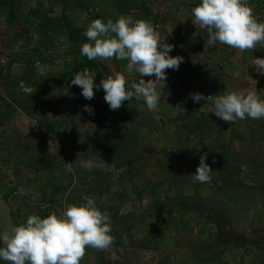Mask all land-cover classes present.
Returning <instances> with one entry per match:
<instances>
[{
	"label": "rangeland",
	"instance_id": "rangeland-1",
	"mask_svg": "<svg viewBox=\"0 0 264 264\" xmlns=\"http://www.w3.org/2000/svg\"><path fill=\"white\" fill-rule=\"evenodd\" d=\"M0 3V30L6 33L0 56H11L0 65V96L9 106L0 116V188L21 195L12 207L34 206L43 217L94 198L109 217L113 244L86 248L80 264H207L219 251L224 256L215 264H264V119L227 123L212 113L215 96L226 91L264 98V74L256 68L245 74L239 66L229 74L221 63L227 79L211 72L167 81L156 111L133 97L125 119L119 109L104 108L102 88L86 100L71 85V70L88 59L81 47L92 20L146 15L148 21L151 9L167 12L163 0ZM91 61L97 68L87 70L95 78L123 73L128 84L137 82V73L122 69L120 60ZM196 92L209 96L206 104L192 101ZM98 107L109 112L106 124ZM203 154L213 169L211 183L192 179ZM85 161L96 166L82 167Z\"/></svg>",
	"mask_w": 264,
	"mask_h": 264
},
{
	"label": "clouds",
	"instance_id": "clouds-1",
	"mask_svg": "<svg viewBox=\"0 0 264 264\" xmlns=\"http://www.w3.org/2000/svg\"><path fill=\"white\" fill-rule=\"evenodd\" d=\"M192 23L208 31L205 48L227 45L240 52L264 44V22L254 15L248 0H199L191 9ZM88 42L82 44L81 55L88 60H126L129 73L139 74L138 82L128 84L123 73H116L95 82L96 73L87 69L77 72L71 85L81 89L86 100L94 98V88L104 91L110 110H118L124 101L143 99L148 111H156L167 80L166 70H178L182 56H172L174 46L164 43L150 21L119 16L115 21L92 20L85 31ZM256 71L264 74V57H257ZM41 74L46 68L36 64ZM143 77H154L147 81ZM21 89L32 94L30 87ZM68 94V90L63 92ZM194 103L208 101L209 96L192 93ZM85 111L94 110L85 106ZM212 113L220 120L264 119V98L255 91H226L216 95ZM93 161L82 162L91 170ZM213 169L207 154L199 158L192 179L211 183ZM109 217L101 211L94 198L84 197L83 203L66 204L64 209L47 216L30 215L26 222L11 230L0 227V262L4 264H80L88 247L106 249L113 244Z\"/></svg>",
	"mask_w": 264,
	"mask_h": 264
},
{
	"label": "crops",
	"instance_id": "crops-1",
	"mask_svg": "<svg viewBox=\"0 0 264 264\" xmlns=\"http://www.w3.org/2000/svg\"><path fill=\"white\" fill-rule=\"evenodd\" d=\"M0 1L3 2L6 0ZM179 1H181L182 4H180ZM163 3L167 8V12L164 13V15H158L151 9V12H149L151 20L148 19V21L152 23L156 31L160 34L161 39L164 43H168L174 46L175 56L179 55L183 57V62L180 64L178 70H166V82L168 81L170 83L173 81H180L183 80L184 76L190 77V75L194 73H198V77L205 78L211 72L216 76L218 72L219 74L221 73L220 77L218 78L219 80H221L222 78L227 79L224 78L225 76L223 77V72H220L222 71L220 65L221 63L226 64V66L224 65V68L229 74L232 73L233 70L237 69L236 67L238 66L240 68L246 67L244 68L245 74H254V68H256L254 63L257 59V52L263 51L264 49L262 47H257L252 51L248 50L244 52H240L238 49L220 44L205 48L206 40L208 39L207 29L200 28L199 26H196L192 23L193 17L191 9L197 6L199 0H163ZM172 4H174V6H172ZM155 9L157 11V8ZM141 19L146 20V15H144V17ZM155 24H160V28H156ZM0 26L5 28V25L3 24H0ZM4 33V29L3 31L0 30V39L2 38L1 36H3ZM4 39L6 38L4 37ZM122 63H126L120 66L123 69V67L127 65V62L126 60H124L122 61ZM206 66H208L209 68ZM233 76L229 77L233 79ZM133 78L138 82V79L140 78L139 74L137 73L133 76ZM143 78L147 80L150 78L154 79V77ZM10 196V191H8V193H3L0 198H5L7 200L11 208L13 221L16 226L25 223L28 216L37 214L33 208L34 206L28 205L20 206L17 210L15 208L14 210H12V205L18 206V204L17 202H15L14 205V200ZM217 247H215L216 250ZM219 255L220 257H222L224 256V253L221 251L214 252L213 257L210 260H206V263L215 264V259H217V256ZM83 260H85V258ZM0 264H4V262H0Z\"/></svg>",
	"mask_w": 264,
	"mask_h": 264
},
{
	"label": "trees",
	"instance_id": "trees-1",
	"mask_svg": "<svg viewBox=\"0 0 264 264\" xmlns=\"http://www.w3.org/2000/svg\"><path fill=\"white\" fill-rule=\"evenodd\" d=\"M258 2V7L259 8H262L264 7V0H257ZM146 2H144L145 4ZM146 6V5H145ZM147 7V6H146ZM149 9V8H148ZM147 15H150L149 14V11H148V14ZM170 55L172 56H175V50H173ZM96 67L97 68V64L94 62V61H91V60H86V61H81V62H78V64H76L73 69L71 70L72 74L71 75H75L77 72H81L85 69H88V68H93ZM101 81V79L99 77L95 78V82L97 84H99ZM100 95L101 97L104 99V91L102 89V91L100 92ZM8 104H6V102L4 101V98L2 96H0V116H3L5 115L6 113H8ZM131 104H127L126 101L123 102L122 106L119 108V114L120 116H122V118H127L128 115L130 114V111H131ZM104 108L105 109H109V106L108 105H104ZM102 108V107H98L96 108L95 111H97V113H101L100 115L104 116L105 119L104 121H100L102 122L103 124H106L107 123V118H108V115H109V112L108 111H105V109Z\"/></svg>",
	"mask_w": 264,
	"mask_h": 264
},
{
	"label": "built area",
	"instance_id": "built-area-1",
	"mask_svg": "<svg viewBox=\"0 0 264 264\" xmlns=\"http://www.w3.org/2000/svg\"><path fill=\"white\" fill-rule=\"evenodd\" d=\"M249 5L251 6V8L253 9L254 15L258 18V20L260 22H264V16L262 15V10L258 7V2L257 0H248ZM156 28H160V24H155ZM11 60V56L8 54H2L0 56V65L5 67L10 63ZM36 64L39 63L40 65L42 64L41 61L37 60L35 62ZM5 193V192H4ZM2 188H0V197L2 196ZM12 195V199L14 200V205L15 202H22L21 200V195L19 194V192L17 191H13ZM42 209L44 210L45 207L42 206ZM12 210H14V207H12Z\"/></svg>",
	"mask_w": 264,
	"mask_h": 264
},
{
	"label": "water",
	"instance_id": "water-1",
	"mask_svg": "<svg viewBox=\"0 0 264 264\" xmlns=\"http://www.w3.org/2000/svg\"><path fill=\"white\" fill-rule=\"evenodd\" d=\"M16 224L12 218L11 208L5 198H0V227L11 230Z\"/></svg>",
	"mask_w": 264,
	"mask_h": 264
}]
</instances>
